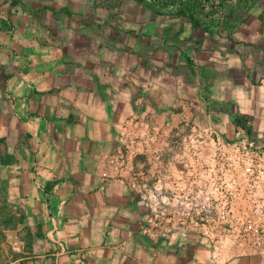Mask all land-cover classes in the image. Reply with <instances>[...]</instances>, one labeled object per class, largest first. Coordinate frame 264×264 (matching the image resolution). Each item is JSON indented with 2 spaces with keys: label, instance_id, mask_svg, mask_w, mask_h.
Segmentation results:
<instances>
[{
  "label": "crops",
  "instance_id": "1",
  "mask_svg": "<svg viewBox=\"0 0 264 264\" xmlns=\"http://www.w3.org/2000/svg\"><path fill=\"white\" fill-rule=\"evenodd\" d=\"M156 1L0 0V179L27 202L3 227L10 264H264L211 252L176 209L157 221L159 167L179 161L147 156L195 122L236 132L235 117L264 148V0H230L241 12L226 38L194 35Z\"/></svg>",
  "mask_w": 264,
  "mask_h": 264
},
{
  "label": "rangeland",
  "instance_id": "2",
  "mask_svg": "<svg viewBox=\"0 0 264 264\" xmlns=\"http://www.w3.org/2000/svg\"><path fill=\"white\" fill-rule=\"evenodd\" d=\"M221 1L214 0L213 5ZM223 1L227 8L233 5L230 0ZM220 10L219 5L212 6L211 1L206 3V11H213V19L221 15ZM192 125L197 126V123ZM193 126L188 133L177 136V147L169 152L166 148L152 151L153 154L148 152L150 158L158 156L164 160L173 153L179 161L176 167H159V181L156 178L155 184L160 193L149 198V209L159 211L156 220L160 223L164 221L166 211L176 209L177 220L186 219L197 232L204 231L211 252L217 251L224 259L226 255L236 256L248 251L264 253V148L255 138L246 135L245 128L220 134L211 128L206 133H199ZM187 171L192 172L190 178L186 176ZM165 175L167 177H163ZM148 177L143 180L148 182ZM2 181L0 179V264H10V260L19 254L12 248L3 227L23 221L27 202L22 197L10 200ZM183 189L185 196L179 194ZM34 220H31L32 225ZM29 226L23 231L24 236H20L25 240L26 251H30L33 238ZM39 233L40 230L36 231L34 236ZM31 254L35 255L33 251ZM32 264H42L40 257L33 256Z\"/></svg>",
  "mask_w": 264,
  "mask_h": 264
},
{
  "label": "trees",
  "instance_id": "3",
  "mask_svg": "<svg viewBox=\"0 0 264 264\" xmlns=\"http://www.w3.org/2000/svg\"><path fill=\"white\" fill-rule=\"evenodd\" d=\"M139 3L148 5L150 1L147 0H135ZM211 1L212 6L219 5L220 11L222 12L221 15L213 19L212 17L213 11H206V3ZM158 2V1H156ZM177 4V7L175 8V14L180 18H185L186 20L191 22L193 34L194 35H200L203 32H207L208 34L216 32V34L220 37H228L231 30L234 29L235 23L237 18L240 15L241 10H238L236 7L233 8L232 6H229L228 12H225V1H221L214 4V0H161V5H170V4ZM240 5V3L238 4ZM238 7V6H237ZM249 6L248 3H244L242 5V9L248 10ZM218 18V19H217ZM213 27H216V29ZM196 42H198L199 39H195ZM234 125L237 127L245 128L247 132L250 131L249 126L246 123V119H243L241 117H235L233 119ZM10 155L8 153H4L1 157V164H8L11 159ZM37 236H39L37 234Z\"/></svg>",
  "mask_w": 264,
  "mask_h": 264
},
{
  "label": "built area",
  "instance_id": "4",
  "mask_svg": "<svg viewBox=\"0 0 264 264\" xmlns=\"http://www.w3.org/2000/svg\"><path fill=\"white\" fill-rule=\"evenodd\" d=\"M152 1H153V0H152ZM170 6H171L172 8L175 9V8L177 7V4H176V3H174V4H170ZM190 175H192V172L187 171V172H186V176H188V177L190 178ZM121 183H124V181L121 180ZM152 189H153V190H157L158 192H160V191L157 189L156 184L153 186ZM158 215H159V211H158V212L155 211V213H154V217L156 218V217H158Z\"/></svg>",
  "mask_w": 264,
  "mask_h": 264
}]
</instances>
